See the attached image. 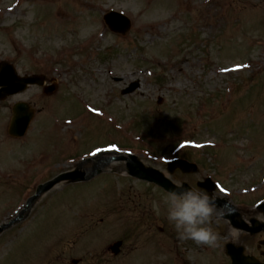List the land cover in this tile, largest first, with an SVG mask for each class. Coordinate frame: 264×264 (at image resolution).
Instances as JSON below:
<instances>
[{
    "label": "rangeland",
    "instance_id": "obj_1",
    "mask_svg": "<svg viewBox=\"0 0 264 264\" xmlns=\"http://www.w3.org/2000/svg\"><path fill=\"white\" fill-rule=\"evenodd\" d=\"M109 10L131 18L124 37L105 26ZM5 59L58 89L0 102V224L81 160L147 142L154 154L132 152L175 185L212 176L239 193L264 182V0H0ZM137 80L141 88L123 96ZM20 101L35 116L14 139L7 129ZM182 139L205 146L181 149ZM175 156L200 172L169 174ZM106 170L40 197L0 235V264H226L218 249L177 238L160 188L131 178L124 162Z\"/></svg>",
    "mask_w": 264,
    "mask_h": 264
},
{
    "label": "clouds",
    "instance_id": "obj_2",
    "mask_svg": "<svg viewBox=\"0 0 264 264\" xmlns=\"http://www.w3.org/2000/svg\"><path fill=\"white\" fill-rule=\"evenodd\" d=\"M217 197L206 190L197 191L176 184L166 197V218L181 241L191 240L197 245L212 246L217 240L211 224L222 218L229 202L217 205Z\"/></svg>",
    "mask_w": 264,
    "mask_h": 264
},
{
    "label": "flooded vegetation",
    "instance_id": "obj_3",
    "mask_svg": "<svg viewBox=\"0 0 264 264\" xmlns=\"http://www.w3.org/2000/svg\"><path fill=\"white\" fill-rule=\"evenodd\" d=\"M236 202V208L226 209V214L217 219L219 222L215 232L217 240L215 248L222 254L226 264H231L230 257L226 252V245L234 244L242 247L246 255H250L261 263H264V210L256 207L252 195H244ZM235 200H231L234 203ZM212 229L215 225L211 224ZM243 251V252H244Z\"/></svg>",
    "mask_w": 264,
    "mask_h": 264
},
{
    "label": "water",
    "instance_id": "obj_4",
    "mask_svg": "<svg viewBox=\"0 0 264 264\" xmlns=\"http://www.w3.org/2000/svg\"><path fill=\"white\" fill-rule=\"evenodd\" d=\"M107 20H122V26L119 28H116V30L121 31L122 33H125L128 29H129V22L127 21L126 18L122 17V16H118V15H109L107 17ZM42 83V81L38 78H31V79H26L22 81V85L25 83ZM138 87V84H135L133 86H131L129 89H127L126 91H124V94L133 92L136 88ZM22 89V88H21ZM18 91V90H17ZM21 109H23V107H20ZM32 115V114H31ZM31 115L29 113H25L24 117H16L15 119V133L18 135H22L24 133V131L26 130V127L28 126V123L31 119ZM123 159V158H121ZM129 162V167L131 169V173L138 176L141 179H145V180H149L152 182H156L159 184H165V181L162 179V176L152 170V169H145L135 158H130L128 159ZM97 173H100V170L97 171ZM94 174H92L89 177L84 176V174L80 173L79 171H75V172H71V173H66L63 175H60L59 177H57L56 179L48 182L47 184L40 186L37 192V195L32 198L29 203H32L40 194L50 190L53 186H55L56 184H58L61 181L64 180H73V181H82V180H88L91 177H93ZM23 212L19 215V217L15 220H13L11 223L4 225L2 227H0V233H2L6 228L10 227L11 225H13L14 223H16L20 218H22ZM120 244L115 245V247H113V250H115V248H118Z\"/></svg>",
    "mask_w": 264,
    "mask_h": 264
}]
</instances>
